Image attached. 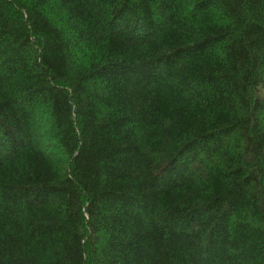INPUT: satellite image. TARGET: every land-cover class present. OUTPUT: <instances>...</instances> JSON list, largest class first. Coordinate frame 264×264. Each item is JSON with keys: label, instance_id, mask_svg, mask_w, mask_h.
I'll return each mask as SVG.
<instances>
[{"label": "trees", "instance_id": "obj_1", "mask_svg": "<svg viewBox=\"0 0 264 264\" xmlns=\"http://www.w3.org/2000/svg\"><path fill=\"white\" fill-rule=\"evenodd\" d=\"M0 264H264V0H0Z\"/></svg>", "mask_w": 264, "mask_h": 264}]
</instances>
